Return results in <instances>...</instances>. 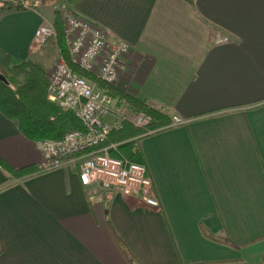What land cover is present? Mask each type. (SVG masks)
<instances>
[{"label": "crops", "instance_id": "crops-1", "mask_svg": "<svg viewBox=\"0 0 264 264\" xmlns=\"http://www.w3.org/2000/svg\"><path fill=\"white\" fill-rule=\"evenodd\" d=\"M71 4L130 43L116 88L190 122L139 140L158 206L126 192L93 199L73 164L15 179L0 163V264H132L111 227L137 264H261L264 0ZM12 8H0V49L48 71L59 41L39 46L35 34L55 25L53 5ZM0 159L14 170L42 159L2 112Z\"/></svg>", "mask_w": 264, "mask_h": 264}, {"label": "built area", "instance_id": "built-area-1", "mask_svg": "<svg viewBox=\"0 0 264 264\" xmlns=\"http://www.w3.org/2000/svg\"><path fill=\"white\" fill-rule=\"evenodd\" d=\"M42 2L52 4L63 21L71 63L98 80L114 85L122 58L131 51L129 42L113 37L100 25L79 16L71 0H0L3 5L24 10L33 9ZM54 34L56 28L53 24H42L36 30L35 40L44 44ZM47 92L54 103L75 114L82 122L83 129L72 130L60 139L36 142L42 154L36 173L73 164L93 199L126 192L144 198L152 206H158L159 200L154 196L152 179L145 164L131 160L122 152L125 141L108 143L109 136L113 130L121 129L125 122L142 130L136 137L140 140L164 128L187 125L190 119L174 115L170 124L153 129L151 115L132 110L125 101L117 103L94 80L75 72L64 58L60 59L49 76ZM109 116L113 119H109Z\"/></svg>", "mask_w": 264, "mask_h": 264}, {"label": "trees", "instance_id": "trees-1", "mask_svg": "<svg viewBox=\"0 0 264 264\" xmlns=\"http://www.w3.org/2000/svg\"><path fill=\"white\" fill-rule=\"evenodd\" d=\"M71 1L75 2L78 0ZM2 8L6 10L13 9L10 5H3ZM55 27L61 54L66 56L75 72L90 80H94L99 88L107 90L119 103L125 101L132 110L151 115L153 118L151 128L156 129L170 124L171 116L163 110L154 108L144 100L134 98L122 92L113 84L100 81L94 75L82 71L73 65L69 59L68 49L64 41L63 23L58 13ZM0 73L7 79V82L0 79V112L17 123L24 137L38 142L44 139H60L72 130L83 129L82 122L73 112L62 109L49 98L47 92V70L41 64L27 60L19 65H14L12 57L0 49ZM141 133L142 130L125 122L121 129L111 132L108 143L125 141L126 143L122 146V152L131 160L145 164L139 140L136 139ZM0 163L15 178L31 176L38 170L36 165L14 170L4 164L1 159ZM111 229L114 239L121 250L132 264H137L125 243L120 239L113 227ZM202 232L211 240L232 245L225 237L216 236L204 227ZM261 264H264V254Z\"/></svg>", "mask_w": 264, "mask_h": 264}, {"label": "rangeland", "instance_id": "rangeland-1", "mask_svg": "<svg viewBox=\"0 0 264 264\" xmlns=\"http://www.w3.org/2000/svg\"><path fill=\"white\" fill-rule=\"evenodd\" d=\"M2 5L3 4H1L0 3V8L2 7ZM14 8H18V7H14ZM59 18H60V16H59ZM60 20H61V18H60ZM62 21V20H61ZM62 23H63V21H62ZM48 24V23H47ZM49 25V24H48ZM53 26H55V25H53ZM56 28V27H55ZM63 29H64V26H63ZM53 38H51L49 41H51V40H55V38H57L58 39V36H57V31H56V34H54V36H52ZM56 39V40H57ZM64 41H65V45H66V40H65V36H64ZM49 43V42H48ZM36 44L37 45H39V46H43L44 44H39V43H37L36 42ZM48 45V44H47ZM67 47V46H66ZM69 55V54H68ZM61 58H64L65 59V61H67V62H69V60L66 58V56L65 55H62L61 53H60V55L56 58V60L54 59V62H53V64L50 66V68L48 69V71H47V79H49V76L51 75V73L53 72V70H54V68H55V66H56V64L60 61V59ZM46 69V68H45ZM15 178V177H14ZM15 179H19V178H15Z\"/></svg>", "mask_w": 264, "mask_h": 264}, {"label": "water", "instance_id": "water-1", "mask_svg": "<svg viewBox=\"0 0 264 264\" xmlns=\"http://www.w3.org/2000/svg\"><path fill=\"white\" fill-rule=\"evenodd\" d=\"M0 79H2L4 82H7L6 77L3 74H1V73H0Z\"/></svg>", "mask_w": 264, "mask_h": 264}]
</instances>
